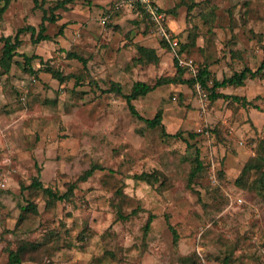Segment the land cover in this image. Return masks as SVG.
Returning a JSON list of instances; mask_svg holds the SVG:
<instances>
[{"label":"rangeland","instance_id":"374dc122","mask_svg":"<svg viewBox=\"0 0 264 264\" xmlns=\"http://www.w3.org/2000/svg\"><path fill=\"white\" fill-rule=\"evenodd\" d=\"M79 2L97 18L22 33L30 61L0 67V264L20 243L24 264H264V68L216 89L246 104L209 98L213 77L260 65L264 0H156L175 51L141 8ZM14 26L0 20V36ZM203 66L209 87L191 81ZM158 79L133 100L161 113L152 128L116 88Z\"/></svg>","mask_w":264,"mask_h":264},{"label":"trees","instance_id":"16d2710c","mask_svg":"<svg viewBox=\"0 0 264 264\" xmlns=\"http://www.w3.org/2000/svg\"><path fill=\"white\" fill-rule=\"evenodd\" d=\"M9 1L10 0H0V3L2 2V4H0V20L2 19L3 13H4L8 3H9ZM74 1H76V0H56L54 5L49 6V7H43V4H42L41 6L43 7V14L41 17V21L38 23L37 26L31 25V24H24L23 26L17 28L16 32L13 35H1L0 36V49H1L0 67L3 68V72H7L9 70L10 65H11L10 63H11V61L15 55L19 54L25 59V61H30V58H31L30 56L26 55L23 52L21 53L18 51V48L20 47V45L22 43V38L20 37L22 33L29 32L30 33V39L34 43H37L38 41H40L42 39H46L47 34L45 33V30H46L45 22L46 21H48V22L55 21L56 20V14H54V10L57 8L63 7L68 2H74ZM34 3L38 4L37 0H34ZM112 6H113V4H112ZM138 7L141 8L139 5H137L135 8H138ZM177 52L178 53L181 52L180 48L178 49ZM74 57H77V56L75 55ZM77 58L79 60L82 59L80 57H77ZM174 63H175V66L177 67V76L182 77L181 76L182 70L178 64L177 56L174 57ZM263 68H264V56H263V59H262L260 65L256 69H252L248 66H244L240 70H235L229 76H224L221 79L213 77L211 79L212 85L209 87L208 86V80L210 79V72L206 66H203V67H200L198 69V72H197L195 78H192L191 81L192 82L196 81L201 86L209 87V89H210L209 98L212 100L218 99L220 97H222V98L233 97L234 99L242 100V103L246 104V98L240 97L238 95H230V94H227L224 92L217 91L216 89L217 88H223L226 86H241L244 84V81L247 78L255 77L256 74L259 71H261ZM47 70L49 72H51L58 79L61 78L60 72H58L56 70H52V69L50 70L49 68ZM165 81L166 80L158 79V81L155 82L153 85H150V84H148L146 82H142V81H136L133 84L131 91L129 93L121 92L119 87L116 88V91L118 93H120L125 98L130 112L133 115L137 116L139 119L143 120L148 127L153 128V127L162 125L161 113L157 112L151 118L144 117L136 109V107L133 103V100L136 99L137 97L141 96V95L146 94L147 92L152 90L154 88V86L163 84ZM182 81L186 82L188 80L182 79ZM200 166H201V163L197 162V165L195 166V168L191 172V177L195 175V173L199 170ZM251 166H252V160L250 162L246 163L245 168H248ZM97 168H99V167L93 166V167L88 168L81 175L80 179L85 180ZM139 177L144 179V178L148 177V174L142 173L139 175ZM31 185L42 187L41 182L37 178H35L33 180ZM73 185L74 184L69 186V188H68L69 192L72 191ZM42 189H43V192L49 198H53V199H62L67 195V194L59 195L56 192H53L50 187H44ZM19 245H20L19 248L15 249V250H9V252H8V263L9 264H24V262L22 261V257H21V251H22L21 246H23V245H21V243Z\"/></svg>","mask_w":264,"mask_h":264},{"label":"crops","instance_id":"0c3cea01","mask_svg":"<svg viewBox=\"0 0 264 264\" xmlns=\"http://www.w3.org/2000/svg\"><path fill=\"white\" fill-rule=\"evenodd\" d=\"M42 1L43 0H37L38 4H35L34 0H10L3 13L1 20H4L11 25L14 24L15 31L17 30V28L23 26L24 24H31L37 26L38 23L41 21V17L43 14V7H45V5H43V7L41 6ZM79 1L76 0L74 2L66 3L64 6L70 7V9H68L67 11L63 7L59 8L58 11H55L56 20L53 22L56 25H59L60 27L63 26L65 30L66 27L64 26H69V27L71 26L70 24H68L69 17L71 16H77L81 19L97 18V13H95L94 10L90 9L89 6L81 5V2ZM54 23L46 21L45 26L48 29V25ZM57 40L58 39L56 38L55 41ZM52 45H54V42L52 43ZM18 51L21 52L20 50ZM35 53L39 54L40 51L35 50Z\"/></svg>","mask_w":264,"mask_h":264},{"label":"built area","instance_id":"2783aa9c","mask_svg":"<svg viewBox=\"0 0 264 264\" xmlns=\"http://www.w3.org/2000/svg\"><path fill=\"white\" fill-rule=\"evenodd\" d=\"M139 5L142 10L148 15L155 26V31L160 34L175 51L178 41L176 38L170 36L168 27L165 22V13L156 2V0H114L113 7L116 9L122 7L133 8ZM182 64L192 66L191 62L182 61ZM6 183V177L0 176V188L4 187Z\"/></svg>","mask_w":264,"mask_h":264}]
</instances>
